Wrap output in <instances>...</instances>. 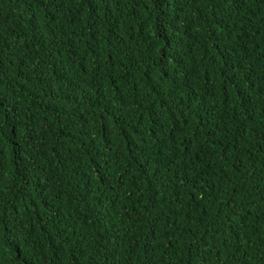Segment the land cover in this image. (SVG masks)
<instances>
[{
	"label": "trees",
	"instance_id": "trees-1",
	"mask_svg": "<svg viewBox=\"0 0 264 264\" xmlns=\"http://www.w3.org/2000/svg\"><path fill=\"white\" fill-rule=\"evenodd\" d=\"M0 264H264V0H0Z\"/></svg>",
	"mask_w": 264,
	"mask_h": 264
}]
</instances>
